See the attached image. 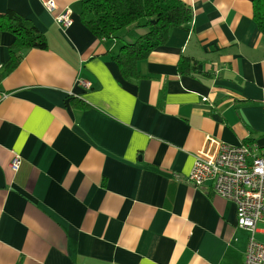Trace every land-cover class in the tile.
<instances>
[{"label": "crops", "instance_id": "crops-1", "mask_svg": "<svg viewBox=\"0 0 264 264\" xmlns=\"http://www.w3.org/2000/svg\"><path fill=\"white\" fill-rule=\"evenodd\" d=\"M53 1L55 14L0 0L48 45L0 79V264H244L234 205L186 178L207 138L264 151L252 0H177L192 22L137 64L136 79L112 59L133 29L98 40L80 21L84 0ZM65 9L68 28L53 20ZM12 41L0 32V68ZM181 57L198 74L180 75Z\"/></svg>", "mask_w": 264, "mask_h": 264}, {"label": "trees", "instance_id": "trees-1", "mask_svg": "<svg viewBox=\"0 0 264 264\" xmlns=\"http://www.w3.org/2000/svg\"><path fill=\"white\" fill-rule=\"evenodd\" d=\"M251 17L264 41V0H252ZM80 21L98 40L116 39L124 30L145 31L133 43L123 45L112 58L124 79H136L137 64L164 46L171 31L188 29L192 12L189 6L177 0H84ZM0 32L13 38L8 47V60L0 68L3 70L0 79L16 70L25 52L46 50L48 46L45 36L32 23L12 11L0 13ZM197 65L181 57L177 63L178 72L196 75Z\"/></svg>", "mask_w": 264, "mask_h": 264}, {"label": "built area", "instance_id": "built-area-1", "mask_svg": "<svg viewBox=\"0 0 264 264\" xmlns=\"http://www.w3.org/2000/svg\"><path fill=\"white\" fill-rule=\"evenodd\" d=\"M39 2L48 13L57 12L53 0ZM53 20L59 27L68 28L73 22L72 12L62 10ZM20 163L16 156L12 169L16 171ZM186 181L194 188L209 184L215 196L234 205L237 228L248 234L244 264H264V151L255 144L231 146L207 138L194 155Z\"/></svg>", "mask_w": 264, "mask_h": 264}, {"label": "rangeland", "instance_id": "rangeland-1", "mask_svg": "<svg viewBox=\"0 0 264 264\" xmlns=\"http://www.w3.org/2000/svg\"><path fill=\"white\" fill-rule=\"evenodd\" d=\"M138 30H139V32H140V29H133V31L131 30L130 33H129V37H130V38H133V40H132L133 42L137 39V38H134V37H136V35H139V34H138ZM123 32H124V33H127V30H124V31L120 32V34H123ZM144 33H145L144 30L141 31V34H144ZM124 37H125V36H124ZM137 37H138V36H137ZM122 39H123V38H122ZM134 39H135V40H134ZM125 40H126V39L124 38L120 43H121V44H124V43L127 44ZM133 42H131V43H133ZM260 227H261V225L258 226V228H260Z\"/></svg>", "mask_w": 264, "mask_h": 264}]
</instances>
